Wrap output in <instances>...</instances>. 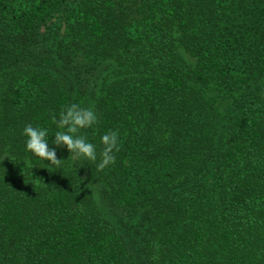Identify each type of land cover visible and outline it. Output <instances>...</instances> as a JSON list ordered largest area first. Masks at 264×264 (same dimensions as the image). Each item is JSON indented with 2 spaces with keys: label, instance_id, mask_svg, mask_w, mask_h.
I'll return each instance as SVG.
<instances>
[{
  "label": "trees",
  "instance_id": "1",
  "mask_svg": "<svg viewBox=\"0 0 264 264\" xmlns=\"http://www.w3.org/2000/svg\"><path fill=\"white\" fill-rule=\"evenodd\" d=\"M71 103L110 167L25 150ZM0 264H264V0H0Z\"/></svg>",
  "mask_w": 264,
  "mask_h": 264
},
{
  "label": "clouds",
  "instance_id": "2",
  "mask_svg": "<svg viewBox=\"0 0 264 264\" xmlns=\"http://www.w3.org/2000/svg\"><path fill=\"white\" fill-rule=\"evenodd\" d=\"M52 119L57 129L53 135V147L49 146L48 128L33 126L29 123L22 131L25 137V150L33 157L42 160L45 168L58 167L69 158H83L97 170H103L115 163L116 153L120 149L118 131L110 129L100 136L102 148L99 154L97 145L87 138L85 130L94 129L99 122L98 114L93 106L82 107L78 103H71L59 112L58 117L53 116ZM65 147L70 157L66 160L58 159L57 149Z\"/></svg>",
  "mask_w": 264,
  "mask_h": 264
}]
</instances>
